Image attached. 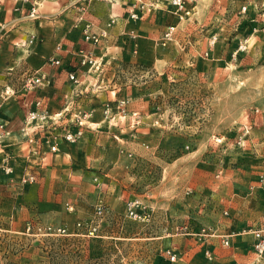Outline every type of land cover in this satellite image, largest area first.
<instances>
[{"label":"rangeland","instance_id":"rangeland-1","mask_svg":"<svg viewBox=\"0 0 264 264\" xmlns=\"http://www.w3.org/2000/svg\"><path fill=\"white\" fill-rule=\"evenodd\" d=\"M109 5L122 16L112 17L108 40L79 49L99 66L80 65L78 51L74 65H57L67 73L58 83L9 64L30 51L9 43L14 27L0 18V117L7 118L0 124V264H264L252 236L241 233L264 226V191L249 188L264 176V0ZM35 73L49 84L25 90ZM53 85L67 91L63 103L54 96L62 118L43 133L61 136L76 128L70 119L89 113L81 137L60 140L59 153L44 161L11 158L18 138L3 137L5 129L23 125L24 104L36 94L32 109L38 99L45 109ZM63 152L67 160L54 158ZM28 175L32 182H23ZM129 199L149 211L148 222L127 218ZM180 225L188 233L176 232ZM201 228L214 235L200 236Z\"/></svg>","mask_w":264,"mask_h":264},{"label":"crops","instance_id":"crops-1","mask_svg":"<svg viewBox=\"0 0 264 264\" xmlns=\"http://www.w3.org/2000/svg\"><path fill=\"white\" fill-rule=\"evenodd\" d=\"M1 1H4V4L0 5V18L8 23L10 27H14L11 35L8 37L9 43L17 44L19 45L18 47L28 45V50L30 51L28 52L29 54L21 52L19 56L8 59L7 61L9 64H21L20 66L26 68L24 69L25 71H31L32 68H34V70L40 69L53 81V83H58L63 75H65L67 79V73H65L64 68L52 64L46 65V62L50 58H56L59 59L62 64H73L75 60H78L76 53H78V51H80L79 49L85 44L82 40L81 27L72 29L71 23L73 17L77 15L72 0ZM109 6V4L101 2H94L90 6L87 18L94 24L95 29L103 27L114 16L116 17L118 15L119 17L120 15L121 18V13L119 11L117 12L115 8L111 9L112 7L110 8ZM15 8L17 9L16 11H14ZM32 9L35 10V14L30 17L28 13H31ZM123 18L125 19L126 16ZM115 24L110 27L109 33H111V29H113L114 26L116 27ZM29 40H31V43L28 44ZM58 47H62L63 49L59 50ZM33 49L35 50L34 52H32ZM71 86H74V84H71ZM64 89L63 85L58 89L53 85L52 89L46 93L48 96H51V99H49L50 102L46 104V111L49 113H56L59 111L58 109L63 106V104L61 105V103H63V96L67 93ZM57 94L60 96L58 97L61 101L59 104L57 103V97L54 98ZM39 96L42 97V95L36 94V96L33 97V101L34 98ZM58 106L61 107L59 108ZM6 119L7 118L0 117V124L5 125ZM21 126L22 123L18 128L14 126L7 127L3 135V137H5L8 135L12 136L13 133L14 135L17 134L16 154L12 152L11 158L17 156V154L22 155L21 153H23L22 149L25 144L20 135ZM58 157L67 160L70 156L68 152H63L54 156V158Z\"/></svg>","mask_w":264,"mask_h":264},{"label":"built area","instance_id":"built-area-1","mask_svg":"<svg viewBox=\"0 0 264 264\" xmlns=\"http://www.w3.org/2000/svg\"><path fill=\"white\" fill-rule=\"evenodd\" d=\"M118 0H72L73 6L76 10V22L75 27H81V35L82 40L91 45V46H97L101 42L108 40L109 38V29L110 27L115 23V20L111 18L108 23H106L103 27L99 29H95L94 24L90 21V19L87 18V15L89 14L90 6L94 2H101V3H107V4H114ZM35 10L32 9V16H34ZM130 18L131 19H137V14L135 10L132 9L130 12ZM59 49V47H58ZM80 65L84 66L87 65L91 68L97 65V59L94 56V54L90 51H84L80 50ZM49 62L52 65H59L60 60L56 58H50ZM68 78L72 82H77L76 73L71 71L68 72ZM49 84V79H46L45 75H40L35 73L34 75H30L27 77L25 81V90L31 89L32 86L42 84V83ZM10 91H12L10 88H6L5 94H8ZM13 93V91H12ZM123 107L124 102L120 103ZM26 110L24 122L21 128V133L24 138L25 146L22 149L24 157L28 161H32L33 154H37L42 161L46 160L49 155H54L59 153V142L60 140L66 142V143H74L76 140H78L82 133V126H84L85 123L89 121L90 114L89 113H82L77 114L75 117L70 119V123H73L76 128L74 130L65 129L63 134L61 136H58L56 134L54 135H47L43 132L45 130H48L49 127L52 129H55L58 122L61 120L62 116L61 113H54L52 116H48V112L43 109V103L42 100H36L34 103V109H32V102L25 103L24 104ZM106 113L109 114V109H105ZM122 113L124 112L123 109L120 110ZM112 120L115 119V117L111 118ZM5 173L10 174L13 172L12 166L10 165L8 159L6 158L4 169ZM33 178L32 176H27L26 178H23V182H32ZM257 185H251L249 188L250 190H253L255 187L261 189L264 191V176L261 175L258 177ZM69 209L72 210L70 207ZM98 210H100V207H98ZM126 216L127 218L137 221V222H148L151 214L149 211L144 210V207L141 206L140 201L137 199H129L126 203ZM262 217L264 218V211L262 212ZM81 223H77V227H81ZM91 229V225L89 226ZM176 232H180L182 234L188 233V226L187 225H180L176 226L175 228ZM29 230V227L27 228ZM48 231H53L55 233H66V230L64 228H52L48 227ZM242 234H250L254 240L253 242V252L255 254L256 259L263 260L264 259V226L263 228H255V227H249L247 229L242 230ZM200 236H213L214 232L211 229L201 228L200 229ZM220 244L225 247L231 246V240L229 236H221L220 237ZM167 255L171 262H174L176 259L175 253L171 252L170 250L167 251ZM204 255L206 258L211 259V252L206 249L204 251Z\"/></svg>","mask_w":264,"mask_h":264}]
</instances>
